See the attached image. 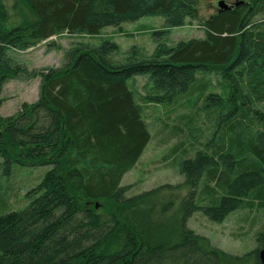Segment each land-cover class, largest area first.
Here are the masks:
<instances>
[{
  "label": "trees",
  "instance_id": "obj_1",
  "mask_svg": "<svg viewBox=\"0 0 264 264\" xmlns=\"http://www.w3.org/2000/svg\"><path fill=\"white\" fill-rule=\"evenodd\" d=\"M263 15L264 0H237L203 22L195 0H0V107L6 83L41 82L36 102L0 116L1 164L49 167L24 210L0 215V264H260L264 232L237 257L207 250L185 225L196 211L221 223L238 210H264ZM154 16L167 29L202 22L204 37L169 48L165 29L152 34V55L131 49L123 63L113 61L111 41L75 45L62 67L43 71L9 55ZM211 75L223 94L207 93ZM138 77H147L145 104L200 91L213 128L179 162L181 183L125 196L121 180L151 139L129 84Z\"/></svg>",
  "mask_w": 264,
  "mask_h": 264
},
{
  "label": "rangeland",
  "instance_id": "obj_2",
  "mask_svg": "<svg viewBox=\"0 0 264 264\" xmlns=\"http://www.w3.org/2000/svg\"><path fill=\"white\" fill-rule=\"evenodd\" d=\"M200 20L206 21L218 11V3L224 1L232 7L237 0H195ZM258 17V19L263 18ZM202 22L188 21L183 27L166 28L161 16L142 17L121 25V32L105 28L98 36L68 35L63 33L47 41L36 44L24 51L9 53L14 61L27 71H43L59 68L65 64L64 54L75 45L98 46L102 41H111L117 47L112 57L116 63H123L131 49L137 57H149L156 48L152 34H161L167 29L165 44L174 47L179 41L204 37ZM54 44V45H50ZM207 91L224 93L216 76L208 78ZM130 85L134 88L136 101L142 105V118L151 139L136 165L124 175L120 185L127 187L125 196H133L161 185H177L182 182L178 164L184 157L194 155L209 138L213 126L212 118L203 114L205 98L200 91L192 89L171 105L157 106L145 104L142 97L148 87L147 77H138ZM41 82L33 80H13L6 83L1 92L3 100L0 116L14 115L23 103L32 104L38 100ZM204 107V108H203ZM200 108V111L198 110ZM181 130V131H180ZM195 137L196 139H194ZM199 145V146H198ZM49 167H22L16 164L4 169L0 159V215L24 210L30 203L26 195L37 188ZM186 191H182L184 195ZM255 205V204H254ZM186 228L204 240L203 246L219 250L232 256H242L256 247V236L264 232V210L254 207L229 214L221 223L209 221L200 211L186 218Z\"/></svg>",
  "mask_w": 264,
  "mask_h": 264
},
{
  "label": "water",
  "instance_id": "obj_3",
  "mask_svg": "<svg viewBox=\"0 0 264 264\" xmlns=\"http://www.w3.org/2000/svg\"><path fill=\"white\" fill-rule=\"evenodd\" d=\"M231 7H227L224 4V1H220L218 3V12H222V11H228L230 10ZM258 259L260 261V264H264V248L258 251Z\"/></svg>",
  "mask_w": 264,
  "mask_h": 264
}]
</instances>
